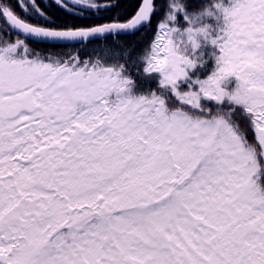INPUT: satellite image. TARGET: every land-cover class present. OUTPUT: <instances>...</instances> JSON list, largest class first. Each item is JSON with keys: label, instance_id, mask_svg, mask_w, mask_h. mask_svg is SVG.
<instances>
[{"label": "snow or ice", "instance_id": "snow-or-ice-1", "mask_svg": "<svg viewBox=\"0 0 264 264\" xmlns=\"http://www.w3.org/2000/svg\"><path fill=\"white\" fill-rule=\"evenodd\" d=\"M120 7L0 0V264H264V0Z\"/></svg>", "mask_w": 264, "mask_h": 264}, {"label": "trees", "instance_id": "trees-1", "mask_svg": "<svg viewBox=\"0 0 264 264\" xmlns=\"http://www.w3.org/2000/svg\"><path fill=\"white\" fill-rule=\"evenodd\" d=\"M121 7L116 10V12L111 13L110 15L115 16L117 14L123 15L125 13H128L132 11V7L135 5L136 0H119ZM79 22V21H76ZM143 40V34H140L138 36H129L121 41L122 45H133V46H140L141 42ZM94 47H97V45L88 46L86 49H84L85 52H91Z\"/></svg>", "mask_w": 264, "mask_h": 264}]
</instances>
